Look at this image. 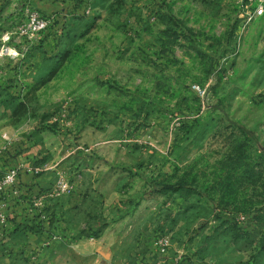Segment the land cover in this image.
Masks as SVG:
<instances>
[{"label": "rangeland", "instance_id": "374dc122", "mask_svg": "<svg viewBox=\"0 0 264 264\" xmlns=\"http://www.w3.org/2000/svg\"><path fill=\"white\" fill-rule=\"evenodd\" d=\"M261 1L0 0V178L55 172L86 264H264ZM21 232L0 264H33Z\"/></svg>", "mask_w": 264, "mask_h": 264}, {"label": "crops", "instance_id": "0c3cea01", "mask_svg": "<svg viewBox=\"0 0 264 264\" xmlns=\"http://www.w3.org/2000/svg\"><path fill=\"white\" fill-rule=\"evenodd\" d=\"M46 172L33 181L23 171L20 179L29 185L28 188L22 190L20 197L6 196L2 199L0 240L5 239L8 240L6 243L12 244L24 227L33 222V236H25L26 246L23 247L25 255H33V264H86L92 258V251L90 246L86 248L83 244L85 238L81 231L90 224L89 213L86 214L82 206L71 211L68 197L50 200L52 192L45 190L51 187V182H55L56 175L55 172ZM7 215L10 218L7 219ZM54 218L55 221H52Z\"/></svg>", "mask_w": 264, "mask_h": 264}, {"label": "built area", "instance_id": "2783aa9c", "mask_svg": "<svg viewBox=\"0 0 264 264\" xmlns=\"http://www.w3.org/2000/svg\"><path fill=\"white\" fill-rule=\"evenodd\" d=\"M264 15V0L260 2L256 10L249 14L248 22H252L254 19ZM50 26V21H48L43 16L38 13H32L28 17L27 27L31 34H40L47 31ZM4 52H8L12 56L11 51L4 49ZM197 91H201V87L194 86ZM206 94V93H204ZM33 173V170H29ZM37 172V170H36ZM20 176V171L18 169H11L5 175L0 178V204L2 199L6 196L19 197L20 190L18 189V179ZM172 247V239L169 236H162L158 238L155 242V248L159 255L166 256Z\"/></svg>", "mask_w": 264, "mask_h": 264}]
</instances>
